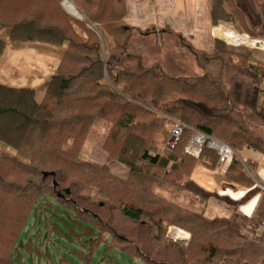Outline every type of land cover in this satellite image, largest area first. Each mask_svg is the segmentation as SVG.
Returning a JSON list of instances; mask_svg holds the SVG:
<instances>
[{
	"label": "trees",
	"instance_id": "16d2710c",
	"mask_svg": "<svg viewBox=\"0 0 264 264\" xmlns=\"http://www.w3.org/2000/svg\"><path fill=\"white\" fill-rule=\"evenodd\" d=\"M63 1L0 0V31L6 30L10 41L62 50L42 100H37L34 89L0 84V143L14 151L12 155L0 154V197L5 196L3 214L11 219L7 224L10 228L6 226L0 235V264H15L16 252L22 260L20 248L22 252H37L42 260L47 254V264H53L50 242L59 264H91L100 251L102 264H131L137 259L155 264L150 254L127 236L121 238L110 218L101 215L105 205L109 212L117 211L133 223L140 235H149L157 245L167 243L162 244L165 255L159 256L165 260L159 264L252 262L258 248L240 232L248 230L254 236L262 227L264 237V192L251 219L232 214L225 220L207 221L195 210L187 215L180 213L160 192L163 200L156 198L153 187L161 190L174 173L185 179L180 165L189 170L193 163L209 162L208 169H216L219 158L215 151L206 148L199 158L185 153L196 130L229 143L241 155V159L235 155L228 170L222 172L224 179L255 189L250 175L257 176L256 166L248 164L245 152L251 149L264 156L260 150L263 143L258 139L257 147L245 143L240 125L245 118L236 110L243 107L264 123V63L253 59L252 50L236 52L218 40L212 54L179 42L193 56L200 73H171L184 69L177 64L173 67L169 56L161 57L164 43H158L161 38L152 41L155 31H139L125 24V0H72L111 39L105 56L95 31L69 16L61 6ZM254 1L264 9V0ZM212 4L214 25L221 20L232 21L233 15L240 13L229 0H212ZM129 31L140 37L134 34L124 38ZM251 39L257 38L252 35ZM6 46L7 42L0 39V56ZM233 60L244 61L245 70L231 68ZM232 71L243 73L240 77L246 75L250 80L247 88L233 82ZM168 118L182 122L186 128L166 155L158 144L160 136L157 144L155 137L165 123L173 127ZM98 119L108 124L104 145L129 170L127 181L116 180L106 167L85 163L79 157ZM242 145L247 149L243 153ZM43 172L55 174L56 188L52 177L48 178L52 179L49 186L48 179H42ZM191 183L195 186L187 185V189L196 199L213 197L196 182ZM68 188L75 199L58 196ZM58 208L63 210L56 211ZM32 215L34 226L41 225L39 237L46 234V251L44 244L34 247L32 240L18 246V233ZM170 225L192 231L193 238L198 236L195 249L193 241L185 251L177 248L181 243L164 240V231ZM173 252L176 261L172 260ZM263 259L257 264H264Z\"/></svg>",
	"mask_w": 264,
	"mask_h": 264
},
{
	"label": "rangeland",
	"instance_id": "374dc122",
	"mask_svg": "<svg viewBox=\"0 0 264 264\" xmlns=\"http://www.w3.org/2000/svg\"><path fill=\"white\" fill-rule=\"evenodd\" d=\"M229 2L232 5L237 6L240 13L237 15L234 14L232 21L221 20L214 25L210 16L213 7L212 0H125L127 13L125 17V24L130 27L139 28V31H155V35L157 37H151L152 41L155 42V39L161 38V40L157 39L158 43H164L160 50L161 57L169 56L171 58L170 60L173 61V67L177 64L178 68L180 67V69H184L183 72L171 71V73H185L190 76H195L200 73L197 69L198 66L193 56L186 51L185 45L180 44L179 42H184L190 46L193 45L196 49L212 54L214 41L218 40L229 49L236 52H243L250 49L252 50L254 60L264 62V49L256 47L257 42H264V9H262L254 0H229ZM61 6L69 16L84 22L95 31L101 42L102 52L105 56H107L110 44L108 42H110L111 39L108 38V36L100 29L99 25L92 24L72 0H64L61 3ZM71 6L74 10H76L77 15L69 11V7ZM203 12L208 13V15L205 17L202 16L204 15ZM170 22L173 24H170ZM153 28L155 30H153ZM237 32L241 35H246L249 39H251L253 35L254 38H257L251 39L252 42H256L255 45H243L245 47L242 48L228 45L229 41L224 39L223 34L226 33L227 35L229 33V35H234V33ZM134 34L140 37L134 31H129L125 34L126 36L124 38ZM0 39L7 42L6 50L0 56V84L13 88L34 89L37 95V100H42L45 95L50 76L53 75L58 68L62 50L41 44H22L10 41L6 30L0 31ZM132 39L135 40L133 37ZM123 41L124 39L121 40V42ZM132 53H134V51L131 49V54ZM130 65L134 66V63L130 62ZM245 66L246 64L244 61L238 62L237 60H233L230 62L231 68H236L241 71L245 70ZM231 75L234 77L233 82L239 83L242 88H247L248 84H250V80H248L245 74L246 78L240 77V75L243 76V73L232 71ZM233 82L232 85L234 84ZM236 111L243 114L245 118V120H243V124H240L245 131L244 137L247 139L245 143H249L250 145L256 147L260 146V143H263L260 150L264 153V123L257 120L251 111L246 110L243 107H238ZM168 121L173 124L177 120L168 118ZM171 127V124L165 123L163 129L157 131L158 133L155 137V142L157 144V139L160 136L158 144L162 146V152L166 155L169 154V150H171L168 146V141L170 139V133L168 134V132ZM107 131L108 124L102 120H96L91 130L88 132L86 141L80 150L79 157L85 163L106 167L108 172L115 177L116 180L119 179L127 181L129 179V170L118 162L115 155H110L107 147L104 145L108 133ZM257 139L261 140V142H255ZM244 146L245 145H242L240 147V149L243 148L241 153L247 151ZM250 151L252 150L249 149L247 152L250 153ZM247 152L245 153L247 154ZM0 154L12 155L14 154V151L0 143ZM236 156L241 159V155L238 152H236ZM245 159L249 160L248 164L256 166L254 171L257 176L250 175V178L253 180L255 185V189L251 188L248 190L229 183L226 179H224L222 171L218 170L217 167L214 171L208 169L210 168L209 162H196L192 164V169L189 170L186 169V165H180L181 171H185V179H181L176 173H174L169 178L171 180L165 183L161 190H157L153 187V191L156 192L155 197L161 199L160 196L162 197V195H164V197L172 201L180 213L187 215L191 210H195L201 213L207 221L225 220L230 218L232 214L246 216L247 219H251L252 215L256 211V206H258V199L260 200L262 193L264 192V156L252 154L245 157ZM154 172H158V170ZM41 175L42 179L49 178H44L43 174ZM52 178L54 181L55 176ZM46 181L48 186L52 185V179H48ZM191 181L196 182L195 184H198V186L205 192L213 194V197H209L205 200L196 199V197L187 189V185L192 187L195 186L191 183ZM115 186L121 188L119 185ZM159 192L162 195H160ZM59 193L64 195V198L75 199V197L70 194L69 197L66 196L67 194L65 192ZM4 198L5 196L0 197V202H2L3 199V202L0 203V235L1 233H5L7 224L11 222V219L6 217L5 213L3 214L4 211L6 212L3 207ZM49 201L54 204L53 201ZM234 203H236V205H234ZM191 204H194L195 206ZM14 206L16 207L17 205ZM58 210L62 211L63 209H56V211ZM101 215L106 218H110L111 223L120 232L121 238H125L123 235L127 236L129 238H126L127 240L132 243L134 241V243L141 247L145 253L150 254L152 261H155V264L162 263L165 260L159 256V254L165 255L163 252L165 249L162 246V244H167L165 241H163L162 244L157 245L151 240L149 235H140V231L135 225H133V223L124 219L117 211L109 212V207H106V205L101 208ZM50 216H52V214H50ZM34 224L35 219L34 215H32L27 219L26 223L23 224L20 232L18 233V246L26 244L29 240H32L34 247L44 244L46 251V244L48 243V241L45 242L46 234L43 233L40 238L38 234L40 233L41 225L38 223L34 226ZM7 227L8 229L10 228L9 226ZM189 227L191 226H188V228ZM193 230L196 231L194 228ZM262 230V227H260L254 236L248 230H242L240 232L242 237L251 241L255 244V247L258 248L255 252L256 255H254V258H251L253 261L247 263L242 261V264L261 263L260 260L264 256V237L262 236ZM148 231L150 230L148 229ZM182 233H184V235H182ZM192 234H194L192 231L182 230L177 226L170 225L166 228V231H164V240L167 241L171 239L174 242L181 243L182 246L178 245L177 248L186 251L190 244H192L190 243L192 241L195 249L196 242L199 239L198 236L193 238ZM137 235H140L141 239ZM60 247L61 246L58 245L57 248L60 249ZM49 248L51 250L52 263L59 264L56 255V248L53 246V243L50 242ZM177 248L175 249L178 250ZM19 252L23 255V258L20 260L17 256L18 253L16 252L13 256L15 264H47V254L44 255V260H42L37 252L33 254L27 253L26 251L22 252L21 248L19 249ZM171 256H173V261L177 260V254L175 252H173ZM101 257V251L97 252L94 255L91 264H102ZM131 264L143 263L141 260L137 259L135 262L131 261Z\"/></svg>",
	"mask_w": 264,
	"mask_h": 264
},
{
	"label": "built area",
	"instance_id": "2783aa9c",
	"mask_svg": "<svg viewBox=\"0 0 264 264\" xmlns=\"http://www.w3.org/2000/svg\"><path fill=\"white\" fill-rule=\"evenodd\" d=\"M225 40H228L229 44L235 47H241L243 45L252 44L255 45L256 42H252L246 35H241L240 33H234L231 37H227L226 33L223 34ZM186 126L179 121L173 123V127L170 133V139L168 141L169 149H174L183 134ZM192 139L186 145L184 151L187 155L199 158L204 149H210L216 152L219 158L217 169L225 172L230 167L236 152L227 144L221 143L213 138L207 137L205 134L194 130ZM264 180V178H263Z\"/></svg>",
	"mask_w": 264,
	"mask_h": 264
},
{
	"label": "water",
	"instance_id": "95a60500",
	"mask_svg": "<svg viewBox=\"0 0 264 264\" xmlns=\"http://www.w3.org/2000/svg\"><path fill=\"white\" fill-rule=\"evenodd\" d=\"M261 43H263V42H261V41L257 42L256 47H257V48H261ZM43 176H44V178H47V177H50V176L54 177L55 174H54V173H47V172H46V173H43ZM53 183H54V188H56V187H57V183H56V181L54 180ZM65 193H66L67 195H69V194H70V190L67 189V190L65 191ZM58 196L61 197V198H64V195H62L61 193H58Z\"/></svg>",
	"mask_w": 264,
	"mask_h": 264
},
{
	"label": "bare ground",
	"instance_id": "6f19581e",
	"mask_svg": "<svg viewBox=\"0 0 264 264\" xmlns=\"http://www.w3.org/2000/svg\"><path fill=\"white\" fill-rule=\"evenodd\" d=\"M68 6V5H67ZM69 11H71L72 13L76 14L77 15V12L76 10H74V8L71 6L69 7ZM232 34V33H231ZM228 38L231 37L232 35H229V33L226 35ZM261 49H264V42L261 43ZM243 208V207H242ZM246 213V212H245ZM248 215V214H247ZM179 233V232H178ZM182 235H184V233H182Z\"/></svg>",
	"mask_w": 264,
	"mask_h": 264
},
{
	"label": "crops",
	"instance_id": "0c3cea01",
	"mask_svg": "<svg viewBox=\"0 0 264 264\" xmlns=\"http://www.w3.org/2000/svg\"><path fill=\"white\" fill-rule=\"evenodd\" d=\"M162 1H163V0H162ZM161 6H162V2H161ZM203 14H204V15H202V16H204V17H205L206 15H208V13H206V12H203ZM167 17H168V15H167ZM170 24H173V23L170 22ZM174 26H175V25H174ZM182 26H183V24H182ZM201 26H202V25H201ZM175 28H177V27H175ZM257 61H258V60H257ZM258 62H260V61H258ZM261 63H264V62L261 61ZM252 154H255V153H253V152L250 151V153L247 152L246 155L249 156V155H252ZM249 158H252V157H249ZM258 200H259V199H258Z\"/></svg>",
	"mask_w": 264,
	"mask_h": 264
}]
</instances>
